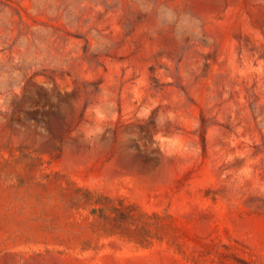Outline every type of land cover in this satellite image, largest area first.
Returning a JSON list of instances; mask_svg holds the SVG:
<instances>
[{
    "label": "rangeland",
    "instance_id": "374dc122",
    "mask_svg": "<svg viewBox=\"0 0 264 264\" xmlns=\"http://www.w3.org/2000/svg\"><path fill=\"white\" fill-rule=\"evenodd\" d=\"M0 264H264V0H0Z\"/></svg>",
    "mask_w": 264,
    "mask_h": 264
}]
</instances>
